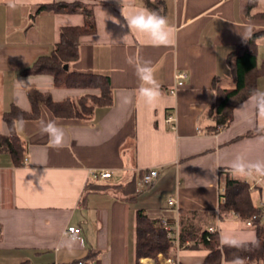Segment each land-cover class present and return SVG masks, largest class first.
I'll return each instance as SVG.
<instances>
[{
    "label": "crops",
    "instance_id": "1",
    "mask_svg": "<svg viewBox=\"0 0 264 264\" xmlns=\"http://www.w3.org/2000/svg\"><path fill=\"white\" fill-rule=\"evenodd\" d=\"M52 1L23 0L10 8L8 0H0V134H9L3 114L12 104L31 108L27 89L48 91L55 100L86 91L56 87L49 74L21 72L51 51L61 27L85 21L80 12L39 8ZM81 1L92 8L95 31L80 38L71 68L107 74L113 103L97 107L89 118L56 117L43 106L40 117L16 123L26 152L24 164L15 166L11 154L0 151V264H168V256L178 264H202L210 252L199 241L204 230L218 231L220 241L229 234L256 240V223L247 224V217L234 211L220 212L219 203L228 177L243 182L254 177L232 174L235 157L264 161V132L254 133L264 129V118L249 96L235 107L229 126L210 132L213 119L207 110L216 88L230 84L227 54L251 32L264 29V20L250 17L264 11V0H256L249 15L248 0ZM136 8L166 16L175 29L173 43L155 46L147 36L130 31L122 9L128 15ZM256 44L260 60L264 34ZM144 61H151L161 82L155 108L138 92L135 65ZM177 72L186 77L169 93ZM257 90L264 91V75ZM124 97H131V103L124 104ZM170 113L175 128L166 121ZM48 120L63 128V147H52L41 133L40 122ZM152 168L157 176L143 184L142 173ZM98 170L111 175L98 178L93 174ZM87 183L123 187L86 190ZM130 183L133 193H128ZM260 194L258 186L250 191L256 207ZM138 209L177 225L178 245L172 244L167 255L136 258ZM68 225L81 228L74 242L65 232ZM245 264L256 262L245 259Z\"/></svg>",
    "mask_w": 264,
    "mask_h": 264
},
{
    "label": "trees",
    "instance_id": "2",
    "mask_svg": "<svg viewBox=\"0 0 264 264\" xmlns=\"http://www.w3.org/2000/svg\"><path fill=\"white\" fill-rule=\"evenodd\" d=\"M255 4L256 0H248L246 5L248 15ZM39 8L80 12L84 15L85 21L82 25L61 27L59 40L51 51L35 58L21 72L23 74H49L53 77L56 87L80 88L86 91L76 97L66 96L61 100H55L48 91L29 88L27 89L31 105L29 110L12 104L10 109L4 112L3 119L8 125L9 134H0V151L10 153L15 166L24 164L26 152V144L18 136L15 128L21 118L23 120L40 117L43 106L56 117L89 118L97 107H109L113 103V90L107 74L76 71L71 68V64L79 56L80 38L95 31L91 6L81 0H53L50 3L40 4ZM250 17L264 20V11H258ZM261 34H264V29L251 32L247 41L237 43L227 54L230 84L216 88L214 99L207 110L213 119L207 127L210 132L229 126L234 119L235 107L251 96L254 90H257L258 81L264 75V58L259 60L256 44V38ZM65 64H68V68L64 67ZM255 132H264V129L257 128ZM129 186L128 193L135 192L133 183ZM121 187L123 186L87 183L84 189L101 190ZM222 195L224 200L219 203L220 212L234 211L246 218L259 211V207L252 204L248 185L239 179L228 177ZM131 197L133 196H129ZM256 225L258 228L256 241H259V246L250 243L243 249L222 246L218 231H202L199 241L202 246L210 250L202 264H222V261H231L236 256L244 260H254L256 264H264V226L258 221ZM135 234L137 259L145 256L156 257L159 252L165 255L169 253L172 241L167 237L166 228L160 218H152L142 209L136 210ZM179 236L180 241L185 239L181 230Z\"/></svg>",
    "mask_w": 264,
    "mask_h": 264
},
{
    "label": "clouds",
    "instance_id": "3",
    "mask_svg": "<svg viewBox=\"0 0 264 264\" xmlns=\"http://www.w3.org/2000/svg\"><path fill=\"white\" fill-rule=\"evenodd\" d=\"M23 0H8V6L15 8L21 4ZM122 15L126 21V26L130 31H135L141 35L147 36L150 42L155 46H169L173 43L175 29L170 24L168 18L159 12L148 8H136L130 14L125 15L122 9ZM117 24L120 22L111 17ZM123 27V25H122ZM136 75L140 81L138 92L145 104L150 108L158 105L161 93V82L156 78L151 61H144L135 65ZM131 97H124L123 103L130 104ZM249 102L255 109L256 114L264 118V91L254 90L249 98ZM21 124L23 120L21 118ZM40 131L47 135L49 143L54 148L63 147L65 132L62 127L58 126L55 121H41ZM264 140V137L261 138ZM230 167L232 174L236 177H261L264 178V161L249 162L242 156L235 157ZM71 240L74 242L76 237ZM221 245L228 248L243 249L248 244L259 246V241H247L235 235H225L221 237ZM71 247V245H68ZM229 264H245L242 257L236 256Z\"/></svg>",
    "mask_w": 264,
    "mask_h": 264
},
{
    "label": "built area",
    "instance_id": "4",
    "mask_svg": "<svg viewBox=\"0 0 264 264\" xmlns=\"http://www.w3.org/2000/svg\"><path fill=\"white\" fill-rule=\"evenodd\" d=\"M185 77H186V73L184 72L175 73L174 74L175 85L169 89V93H174L177 86L183 83ZM175 120H176L175 115L173 113H170L166 118V121L171 125L172 128H175ZM93 174L98 178H107L111 175V172L105 170H98ZM157 174H158L157 169L155 168L149 169L148 171L144 172L143 175L141 176V182L143 184H149L153 181V179L157 176ZM245 182L248 185L250 191L254 190L258 186L261 192L259 211L247 217L246 223L252 225L256 223V221H258V223L264 226V178L254 176L252 179L246 180ZM221 200H224L223 195H221ZM168 202L170 205H174L176 203L173 197H170ZM162 222L166 228L167 237L172 241L173 245H178L177 225L172 224L167 219H162ZM65 232L69 237L72 238L73 236H75L76 239H79L81 228L74 225H68L66 227ZM165 260L167 261L168 264H178L172 256L166 257ZM75 264H94V263H90L86 260H78L75 262Z\"/></svg>",
    "mask_w": 264,
    "mask_h": 264
},
{
    "label": "water",
    "instance_id": "5",
    "mask_svg": "<svg viewBox=\"0 0 264 264\" xmlns=\"http://www.w3.org/2000/svg\"><path fill=\"white\" fill-rule=\"evenodd\" d=\"M64 67H65V68H68V64H65Z\"/></svg>",
    "mask_w": 264,
    "mask_h": 264
}]
</instances>
